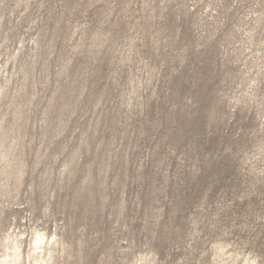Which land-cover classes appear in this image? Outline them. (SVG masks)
I'll return each instance as SVG.
<instances>
[{"label":"rangeland","instance_id":"obj_1","mask_svg":"<svg viewBox=\"0 0 264 264\" xmlns=\"http://www.w3.org/2000/svg\"><path fill=\"white\" fill-rule=\"evenodd\" d=\"M38 235L264 264V0H0V264Z\"/></svg>","mask_w":264,"mask_h":264},{"label":"bare ground","instance_id":"obj_2","mask_svg":"<svg viewBox=\"0 0 264 264\" xmlns=\"http://www.w3.org/2000/svg\"><path fill=\"white\" fill-rule=\"evenodd\" d=\"M49 241L46 240L44 236L38 235L36 239L33 242V248L31 255H37L38 260L34 259L32 264H48V261L45 260V257L47 255H50V250L46 249V246L48 245ZM14 259L11 261L14 262V264H21L19 259L21 257L20 254V247L16 243L14 246ZM44 256V258H39L40 256ZM28 261V260H27ZM10 264V263H9Z\"/></svg>","mask_w":264,"mask_h":264}]
</instances>
